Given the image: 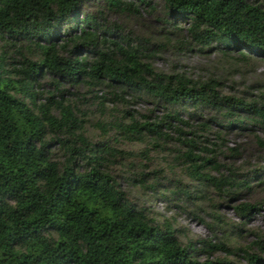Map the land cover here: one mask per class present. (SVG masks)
<instances>
[{
	"label": "trees",
	"instance_id": "1",
	"mask_svg": "<svg viewBox=\"0 0 264 264\" xmlns=\"http://www.w3.org/2000/svg\"><path fill=\"white\" fill-rule=\"evenodd\" d=\"M85 1L0 0V264H264V234L247 247L229 246L227 238L182 245L169 224H158L118 186L113 169L134 153L89 141L82 120L64 100V84L125 86L158 105L186 101L206 108L213 113L207 122L218 120L226 129L264 124L263 94H223L213 78L193 80L151 65L156 47L207 52L222 45L264 57V0H162L157 38L135 39L118 33L116 25L102 28L97 12L76 18ZM105 1L120 11L152 8L149 0ZM178 21L186 22L181 36ZM41 71L49 76L50 89H36ZM121 119L124 123L109 127L128 140L149 137L154 149L177 145L189 176L216 194L247 186L243 177L219 173L220 164L206 156L207 138L199 140L177 110L153 117L123 111ZM255 140L264 148L263 139ZM124 166L116 172L126 184L155 189L157 184L148 182L154 172L138 171L131 161ZM172 185L160 195L165 201L202 198L178 182ZM251 208L240 203L233 210L241 217ZM196 247L204 259L193 255ZM214 251L244 261L209 258Z\"/></svg>",
	"mask_w": 264,
	"mask_h": 264
},
{
	"label": "rangeland",
	"instance_id": "2",
	"mask_svg": "<svg viewBox=\"0 0 264 264\" xmlns=\"http://www.w3.org/2000/svg\"><path fill=\"white\" fill-rule=\"evenodd\" d=\"M149 1L152 8L141 5L133 11H120L109 7L105 0H86L80 6L76 18H83L85 13L97 12L102 28L116 25L117 32L130 39L157 38L160 27L157 18L161 14L162 0ZM177 24L181 28L178 36L184 35L186 22L178 21ZM168 37L173 39L174 35ZM240 52L248 57L241 59L238 56ZM36 56V53L32 54L35 60ZM151 65L163 72H182L193 80L213 78L219 82L218 89L223 94L251 95L253 98L264 95V57L243 47L225 48L218 45L211 47L207 52L166 47L158 51L156 47L152 53ZM49 80L46 73L39 72L36 77V89H50ZM64 86L68 91L64 100L82 120V132L89 141L105 142L134 153V158L123 160L120 163L122 167L113 169L118 186L126 191L132 203L151 212L158 224H169L177 232L182 245L190 241L209 239L211 242H218L227 238L229 246L247 247L252 240H257V236L264 234V148H260L255 140V137L264 140V124L226 129L219 126L218 120L215 123L207 122V118L213 114L210 110L186 101L174 106L158 105L144 94L125 86L98 85L88 89L82 82ZM39 101L40 99H36L34 104ZM168 108L180 113L190 126L188 128H192L193 132L200 136L199 140L202 137L207 138L208 143L205 146L211 152L206 156L220 164L219 173L228 172V175L235 179L243 177L247 186L216 194L213 189L204 187L200 180L189 176L184 165L178 161L177 145L170 142L163 148L156 146L154 149L149 137L144 136L138 141L128 140L114 126L109 127L114 121L124 123L121 119L123 111H129L135 117H138V114L153 117L161 115L164 109ZM98 122L105 124L103 129L97 126ZM201 123L206 124V129L198 128ZM226 148H234V152ZM130 161L138 171L155 173L148 179V182L157 184L154 190L126 184L121 177L123 174L117 177L116 171L122 172L124 165ZM211 174L214 172L211 171ZM176 182L181 188L188 187L202 198L165 201L160 195H166L169 190H173L172 184ZM166 184H169L167 190L163 189ZM240 203L252 205L241 217L233 210V207ZM214 214L220 216L226 225L216 223ZM250 250L253 251L251 248ZM193 255L198 259L205 258L198 248L193 251ZM208 257L227 258L242 263L244 261L234 254L227 255L220 251L210 252Z\"/></svg>",
	"mask_w": 264,
	"mask_h": 264
}]
</instances>
